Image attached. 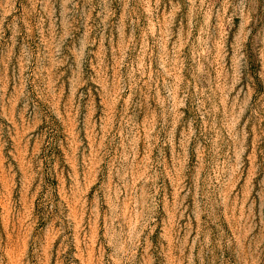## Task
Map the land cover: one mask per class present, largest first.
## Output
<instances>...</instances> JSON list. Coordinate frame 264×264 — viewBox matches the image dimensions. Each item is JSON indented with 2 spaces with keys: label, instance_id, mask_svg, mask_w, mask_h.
Here are the masks:
<instances>
[{
  "label": "rangeland",
  "instance_id": "rangeland-1",
  "mask_svg": "<svg viewBox=\"0 0 264 264\" xmlns=\"http://www.w3.org/2000/svg\"><path fill=\"white\" fill-rule=\"evenodd\" d=\"M0 264H264V0H0Z\"/></svg>",
  "mask_w": 264,
  "mask_h": 264
}]
</instances>
